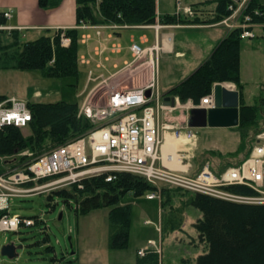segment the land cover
I'll list each match as a JSON object with an SVG mask.
<instances>
[{
	"label": "trees",
	"instance_id": "trees-1",
	"mask_svg": "<svg viewBox=\"0 0 264 264\" xmlns=\"http://www.w3.org/2000/svg\"><path fill=\"white\" fill-rule=\"evenodd\" d=\"M58 1L38 0V6L55 7ZM207 3L214 4V7L206 9ZM207 3L192 4L191 17L173 14L158 18L155 0H76V26L126 25L132 28L153 25L156 22L203 25L215 24L232 14L229 9L234 3L232 0H211ZM245 16L250 18V24L264 25V3L249 0L241 18L239 17L241 23L244 22ZM5 23L6 19L0 12V24ZM119 30L115 32H120ZM242 31V28L229 30L211 55L170 92L178 97L180 102L190 101L197 106L202 98L211 93L214 84L230 83L238 90L240 114L236 128L239 130L240 143L237 150L223 160H220V154L217 156L214 171H220L225 166L237 164L245 159L256 143V135L264 130V89L257 105H247L243 99L245 86L240 79V44L244 40L241 37ZM4 33L10 37L7 42L2 40ZM61 33L69 39L67 46L61 43ZM79 38V29L67 28L53 30L51 35L21 42L19 31L0 30V69L39 70L42 76L68 80V86L77 89L80 80ZM80 106L76 100L28 102L31 120L27 128L23 130L15 126H5L0 132V156L5 158L0 164V172L13 162L16 166L24 168L31 158L88 131L92 124L87 118L78 116ZM231 157L235 158L233 162L221 164ZM105 178L104 175L88 177L54 190L47 197L46 203L51 206L53 195L70 208L73 202L76 216L107 208L108 247L124 249L128 245L130 235L132 206L129 203L121 204L122 197L127 192L142 195L156 191L157 188L145 178L129 173H119L111 181ZM230 190L238 194H253L245 186H233ZM161 196L164 201L172 196L182 197L181 206L172 210L169 220L161 213L160 225L163 235L183 231L182 213L185 207L192 205L202 213V217L194 223L196 236L190 237L193 247L202 251L195 258L187 259V262L264 264V204L232 203L174 187H161ZM47 242L45 236L43 243ZM45 251L54 252V249L46 245ZM48 264H73V260L62 254L60 257L51 258ZM136 264H160V254L150 247L142 256L137 255Z\"/></svg>",
	"mask_w": 264,
	"mask_h": 264
},
{
	"label": "built area",
	"instance_id": "built-area-1",
	"mask_svg": "<svg viewBox=\"0 0 264 264\" xmlns=\"http://www.w3.org/2000/svg\"><path fill=\"white\" fill-rule=\"evenodd\" d=\"M232 1L233 5L229 6L232 14L219 24L242 28V38L254 37L248 16L244 17L242 23L236 20L229 22L239 16L248 0ZM183 10L192 14L190 7ZM2 17L9 19L11 10L2 12ZM152 27L157 37V30L163 25ZM12 29L0 24V30ZM67 42V39L63 40L62 44ZM131 52L133 61L139 60L137 65L150 68L144 83L134 87L99 90L96 94L101 95L97 101L98 96L94 99L93 92L79 111V116L92 122L88 131L30 159L24 168L17 166L0 172V236L21 227H31L37 220H41V217L35 220L10 214V198L56 190L99 175H104L107 181L119 173L145 178L157 188L146 195L148 200L161 199L160 187H174L232 203L264 204V130L256 135L255 145L241 162L220 172H214L210 162H203L197 172L191 173L185 145L194 138V134L191 131L183 133V130L189 129L188 125L159 121L161 112L176 109L172 99L162 98L158 91L159 46L155 44L142 48L132 44ZM212 106V98L207 95L201 99L197 108ZM30 120L31 112L27 102L14 96H0V132L5 126L24 128ZM233 186H245L253 194L232 192L230 188ZM151 244L154 245V242ZM138 254L143 255L144 250Z\"/></svg>",
	"mask_w": 264,
	"mask_h": 264
},
{
	"label": "rangeland",
	"instance_id": "rangeland-1",
	"mask_svg": "<svg viewBox=\"0 0 264 264\" xmlns=\"http://www.w3.org/2000/svg\"><path fill=\"white\" fill-rule=\"evenodd\" d=\"M208 0H159L158 6L162 13L177 14L183 12V5L192 2ZM249 1V0H248ZM264 3V0H258ZM180 10V11H179ZM64 17H68L69 12L66 8ZM243 12V11H242ZM239 16L241 18V13ZM73 16V13L71 12ZM56 17L59 14L55 15ZM239 22V17L235 16L232 19ZM101 26L96 30L104 28L111 29L115 25H98ZM77 29L82 27H77ZM91 28V26H90ZM89 29V26L87 28ZM95 29V28H93ZM60 30V29H58ZM95 33V30L80 29V47L82 51L86 47L81 43L83 35ZM223 28H205L202 30L176 29L177 36L182 38L180 44L181 49H184V56L177 57L175 53L168 54V59H160L157 66V78L161 85L160 91L166 93L170 85L178 83L185 77L193 67L198 64L197 61L204 57V51L208 47H213V43L218 41ZM143 33V32H142ZM138 31L137 35L142 34ZM25 36H22V35ZM39 35V34H38ZM35 34L31 31H21L20 41L33 40ZM124 40L127 38L123 34ZM9 37L2 34L4 42L9 41ZM67 39V46L70 42L61 33V42ZM89 56L86 53L87 59ZM80 59H82L80 55ZM141 60H145L142 58ZM139 61V60H138ZM138 61H136L138 63ZM135 62V63H136ZM85 63V62H84ZM145 67V66H144ZM148 68V66H147ZM80 69L84 71L83 67ZM149 69V68H148ZM80 70V80L77 86V92L80 93L84 88L83 71ZM85 72V71H84ZM240 77L242 83L247 85L248 89V104L257 105L259 96L262 95L264 87V38L245 39L240 44ZM93 80V79H92ZM69 81L65 79L49 78L42 76L39 70H2L0 69V94L3 96H16L27 101H39L43 103L56 102L61 100H79L82 97L79 94L77 97L76 87L68 86ZM113 87V86H111ZM102 91L107 88H99ZM97 89V91L99 90ZM167 90V91H166ZM96 95V101L101 94ZM37 96H33L34 93ZM89 93L84 97V99ZM165 95V94H164ZM181 103V108H184ZM194 117V114L189 113ZM90 123H92L90 121ZM199 134L194 139L188 142L192 145L191 155H196L195 161L201 163L203 159H207L210 163L216 165V158L220 154V160L226 158L228 154L237 150L240 143L239 130L234 128H196ZM211 152V153H210ZM212 154V155H211ZM208 156V158H206ZM235 158H227L223 163L233 162ZM1 164V163H0ZM18 165V164H17ZM14 168L15 163H11L4 169ZM11 168V169H12ZM49 191H44L39 194H32L24 197H12L9 200V211L11 214L21 215L28 218L40 217L43 224L40 226L23 227L19 232L1 234V243L14 242L21 244L22 248L17 250L18 256L14 259H9L4 256L0 257L1 264H48L54 256L60 257L62 254L67 259L73 260V264H130L134 261V254L139 247L142 230L144 227L154 228L156 223L160 228L154 231L157 249L160 252L162 264H193L185 261L188 257H196L202 250H196L191 244L190 237L196 236L194 223L202 217V213L196 207L189 205L185 207L182 218L185 232L175 231L166 235L161 233L160 213H164L165 219L169 220L172 210L181 206V196H172L171 199H166L161 196V202L156 200H147L146 194L134 195L133 192H127L122 197L123 203H130L132 206L131 231L128 238V245L124 249H110L108 247L109 237V222L107 208H100L91 211L89 214L76 216L74 212V203L71 202L72 208L62 203L57 196H53L54 204L47 206V197ZM164 202V203H163ZM163 206V208L161 207ZM163 210V211H162ZM62 211V218L59 220V213ZM162 211V212H161ZM149 219L152 224L145 225L144 221ZM45 236L48 239L47 243H43ZM70 238V239H69ZM6 239V240H5ZM49 245L53 247L54 252H46L45 247Z\"/></svg>",
	"mask_w": 264,
	"mask_h": 264
},
{
	"label": "crops",
	"instance_id": "crops-1",
	"mask_svg": "<svg viewBox=\"0 0 264 264\" xmlns=\"http://www.w3.org/2000/svg\"><path fill=\"white\" fill-rule=\"evenodd\" d=\"M158 2L159 0H155L156 15L158 16V18L165 15H173L170 13L163 14L162 10L160 9V6H158ZM199 2L201 1H197V3ZM195 3L196 2H192L189 4H185L181 7H187V6L192 7V4ZM213 7L214 4L207 3L206 9H210ZM66 8L69 12L68 17H64V14H66L65 12ZM6 10L12 11V17L9 20H6L5 24L14 28H21L22 29L21 31L27 30L33 32V34H35L36 36L34 39H37L43 35H51L53 33V30L76 27V0H59L58 4L55 7H48V8H40L38 6V0H0V12ZM71 12L73 13V16L71 15ZM56 14H59V16L56 17L55 16ZM216 27H221L224 30L221 38L218 41L214 42L213 43L214 45H211L213 47H208L207 50L205 49L204 57H202V59L197 61L198 64L193 65V67L190 69V71H188V73H186L187 75L183 77L181 81H178V83L176 84L170 85V87H168L167 89L168 91L166 90L167 92L164 93L166 94V96L168 95L170 97H174V100L177 104V109L170 112H161L159 116V121L162 123L167 122L171 124L186 125L187 123L186 121H188L189 118V113L186 112V109L188 108L189 103L190 104L192 103L189 101L188 103H186V105H183L184 108L178 107L181 104L179 98L172 95V93L170 92L177 84L187 79L199 67V65H201V63H203L211 55L213 49L220 43V41L227 34L228 28L223 24H214L210 26L189 25V24H184L179 26L167 25L166 27H160L158 40L155 38L154 29L148 26L124 28L122 32L120 30H119L120 32L118 31L115 32L116 30L112 31L111 29L108 28H104L103 30L102 29L96 30L93 28L85 29L83 27L79 28V30L83 29V31L92 29L95 30V33L89 31L90 33L83 35V39L81 41V43L86 47L85 49L80 51V55L82 59H80V55H79V60H80L79 70H81L80 69L81 66L85 71L84 72L83 70H81L83 71V76L85 75L83 77L84 89L80 91V93L77 92V89L75 90L76 97L79 94H81L80 97H82L81 101L76 99L75 100L78 101L80 104H82L84 97L88 93L92 91H96L99 88H108L111 86H113L114 88H127V87L138 86L139 84L144 83L145 80H147L148 78L150 68L148 67L149 68L148 69L147 65H143L140 67L139 65H136L134 63L133 56L130 51V46L132 44L136 43L141 45L142 47L147 48L154 46L155 43L158 42L159 60L165 58L168 59V54L171 52L175 53L177 57L179 56L182 57L184 56L185 51L180 47V44L182 43V38L176 35L175 33L176 29L202 30L205 28H216ZM263 28L264 25L254 26L252 31L254 32L255 37L252 39L264 38ZM21 31H19V33ZM138 31L140 33L142 32L143 33L137 35L136 33H138ZM4 34L6 35V33ZM123 34L127 36L125 40L123 38ZM22 36L25 35L23 34ZM8 40H10V37ZM86 53L89 57L87 59H84V57H86ZM89 71H91L92 73L91 78L88 77ZM241 83H242V79H241ZM221 84H225L228 88L236 89L234 84H230V83H221ZM160 86L161 85L158 82V90L161 93ZM244 86L245 87L243 89V99L245 104L250 105L248 104L249 93H248L247 85L244 84ZM37 94L38 93L35 92L33 96H37ZM164 94L161 93V95ZM0 96L5 97L1 94ZM27 102H39V101L29 100ZM194 131L196 135L200 133L197 130ZM185 149L187 151H190V154L192 153L193 148L192 145H190L189 143L188 144L186 143ZM191 157L192 160L189 161V165L191 166L190 172L192 173L198 169L201 163H197L198 161H195L196 155L192 154ZM121 204H125V203H123L121 200ZM159 215L161 218L160 209H159ZM145 221H149L150 225L152 224V221H150L149 219H146ZM145 225H149V224H145ZM158 225L159 223H156L154 228L152 227L143 228L142 234H144L145 236L141 235V239L138 243L139 247L136 249L134 254V261L130 264H136L137 255H138L137 253L140 249L146 248L150 243V241H154L156 243L153 230L157 229ZM180 232L183 233L185 232L184 226H183V231ZM195 249L199 250V248H195ZM189 258H195V257L190 256L187 259ZM190 263L194 264L193 261ZM160 264H162L161 258H160Z\"/></svg>",
	"mask_w": 264,
	"mask_h": 264
},
{
	"label": "water",
	"instance_id": "water-1",
	"mask_svg": "<svg viewBox=\"0 0 264 264\" xmlns=\"http://www.w3.org/2000/svg\"><path fill=\"white\" fill-rule=\"evenodd\" d=\"M149 96V91L146 97ZM213 106L211 108H195L190 111L189 125L198 128H233L239 124L240 99L239 92L226 87V85L217 83L212 91ZM62 218V211L58 219ZM70 239V238H69ZM21 244L9 242L1 248V255L14 259L18 256L17 250L21 249Z\"/></svg>",
	"mask_w": 264,
	"mask_h": 264
}]
</instances>
